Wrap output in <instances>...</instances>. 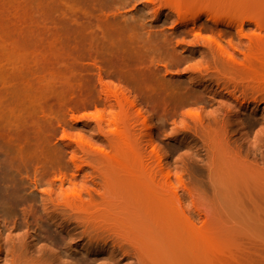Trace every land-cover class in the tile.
<instances>
[{"label": "rangeland", "instance_id": "obj_1", "mask_svg": "<svg viewBox=\"0 0 264 264\" xmlns=\"http://www.w3.org/2000/svg\"><path fill=\"white\" fill-rule=\"evenodd\" d=\"M113 1L111 0L115 7V13H113H117L116 16L120 17V22L123 20L121 24H126L127 26H125L131 30L135 26V29L131 31V36L133 34L135 36V31L137 32L136 36L140 33L143 37L142 34H144L143 38L146 42L137 36L138 41L142 43L141 45L144 44L143 47L140 45L142 48L146 47L145 50H150L149 54L156 62V70H161L158 72L160 79L158 77L157 80L162 83L164 79L166 81L163 84L165 88H162L160 83L148 82V77H146L147 80L144 79V74H139L146 72L144 69V72L140 69L143 67H139L142 72L138 68H136L137 70L132 69L138 73V76L134 75V79L130 77L131 79L127 81L126 71L123 69L125 72H122L123 67L120 68V63L117 64L116 58L115 60L111 55H108L110 57L106 56L108 58L104 57V54L100 55L99 50L104 47L105 37H107V32H104L107 27L101 26L102 21L106 18L105 13L101 11L99 13V10L91 11L93 9L87 8L75 0L74 2L73 0H0V22L2 23H0V138L4 135L6 137L4 130L10 131L12 138L15 136L14 139L18 138H16L17 135L20 136L18 138L20 139L21 132L26 128L33 130L34 134V128L38 127L34 126L32 117L30 118L26 112L28 118L24 115L25 113L23 114L22 109L24 101L29 98L28 96L30 99L33 97L31 100L28 99L30 101L27 100L25 104L28 105L27 102H32V100L36 105L40 103L39 105L42 106L40 108L47 109V112L42 109L40 115L44 117L46 114H50L49 117H51L48 118L46 115L48 118L46 119L52 121V124L56 123L53 126L55 128L50 129L49 134L55 145L53 142L51 143L63 150L58 152L62 151L63 154H59L61 158H59L58 165L60 166H57L61 169L62 174L69 178L74 177V180L76 178V188L66 185L61 192L63 195L72 196L76 191L82 189L81 185L87 169L169 171L171 172L169 183L175 189L192 188L193 190L195 188L194 190L204 192L205 212L202 214V220L197 223L194 232L191 233L192 230L179 208L162 209L160 204V206L156 204V208H162L159 212L158 209L155 210L149 220L153 224L150 228L151 231L155 235L157 233L156 237L159 235L158 238L162 239H160L161 244L158 242V245H161V254L157 249L158 246L156 248L154 243L159 264H264V160L260 162L262 165L254 166L255 164L249 161V158L253 156L248 157L246 152H243L245 154L242 153L239 157L246 160L244 163L247 161L252 163V165L249 164L251 167L247 163L250 168L241 169L243 161L241 160L240 164L238 160L241 165L239 167L236 166L235 160L236 164L234 165L240 169H234L233 165L231 167L233 169H229L228 163L224 164L227 156L219 152V154L216 153V156L211 153V156H208L205 133L215 129L211 114L217 107L222 106V103H220L221 99L214 98L193 82V79L196 78L195 74L207 66L196 42H207L209 38H215L223 47L231 51L242 50L246 55V57L243 55L241 57L243 63L249 58L256 60L259 65L260 82L264 84L262 78L264 76V60L262 56L251 54L248 50L249 45L244 44V40L248 38L254 39V41L257 38L258 32L255 34V25H246L243 35L237 30L220 26L215 33H203V38H201L193 24L181 27L177 16L174 21L169 22L165 20V16L157 18L155 11L159 8L149 9L152 5L148 0H116V3ZM233 1L236 3H232ZM219 4L218 15L225 19H229V15H234L239 11L243 22H248L250 18L255 17L261 18L264 22V8H251L249 1L221 0ZM233 6H237L238 9L234 10ZM83 7L85 9H82ZM201 7L202 5L194 7L193 10L186 12V15L191 18ZM117 8H119V12H122V17L121 13L117 12ZM66 18L67 20H64ZM206 20H208V16H203L201 24ZM133 24L134 26H132ZM138 24L142 25L143 30ZM101 28L105 37H103ZM80 33L81 35H79ZM147 33L153 34L154 37L161 33L160 38H162L159 40V44L155 45L156 47L154 44L157 43L152 42L153 48H151V44L148 45L153 36H149ZM164 35L166 36L163 37ZM147 38H150V41ZM92 45L94 46L92 47ZM255 45H258L257 42ZM94 49H97V52ZM152 51H155V55ZM119 60L122 61L118 59V62ZM141 75L144 77L141 78ZM132 79L135 84L140 83L137 89L135 88L137 85L133 86ZM154 83L157 84V87ZM142 88L145 89L148 97L153 99L148 101V98L145 102L147 95ZM142 93L145 94H143L144 98ZM59 94H61V98ZM237 96L241 100L243 99L242 95L238 94ZM20 98L25 99L23 101ZM116 99L120 101L118 102ZM19 100L23 101L21 102L23 104ZM207 102L212 105L210 104V106ZM131 103H136L137 108L143 110L144 119L150 122V124L148 122V126L150 125L149 127L153 131L157 157L163 161L164 169L159 166L157 157L156 159L154 157V164L151 163L152 161L148 162L146 154L150 155L152 149L144 146L145 142L143 144L138 142L139 146L142 145L141 148L144 147L143 151L136 146L137 141L143 137L140 134L145 133L146 130L143 133L139 130L144 120L138 118L139 122H137L136 117L138 116H133ZM134 112L136 114L137 111ZM222 112L226 113V110L224 109ZM241 115L243 119L248 118L252 122L250 126L252 129L249 128L247 131H251L252 139L257 135L255 141L253 140L254 143L256 140L264 143V105L257 112H253L251 108L245 109ZM199 118L202 121H199ZM231 121L228 122V126L229 123L231 125ZM102 124L105 128L103 131L100 130ZM230 127L235 131L237 124ZM235 132H233L235 135L231 133V136L235 137L234 140L240 137L238 132ZM114 136L125 137L127 140L119 145L112 141ZM33 142L34 145L39 144L40 146V143ZM71 143L75 144L77 148L79 146L82 148L79 147L78 152H75V149L72 151L73 149L69 148ZM260 144L259 142L256 145ZM34 145L28 146L31 149H28L27 156H24L27 163L31 162L26 163L29 167L33 166L34 160L37 158L38 146ZM84 148L87 151L81 150ZM75 156L76 159L73 161ZM94 156H99L101 160L96 161L97 158L95 159ZM241 157L240 159H242ZM235 158L238 159V156ZM252 159L250 160L254 161ZM31 160L34 161L33 164ZM211 163H214L216 169H214V165L213 167L209 166ZM229 164L231 166L232 163L229 162ZM205 165L209 166V169ZM47 188V186H43L39 192L36 190L34 192L40 196V192L44 193L46 190H50ZM110 191L111 189H108L103 193ZM188 204L191 206L190 203ZM40 211L38 215H42L43 212L40 214ZM3 215L4 212L0 208L1 223L4 222ZM47 221L49 222V220ZM51 226L55 230L52 223ZM35 229L36 227L33 226L32 231L34 232ZM26 231L27 229L24 228L19 231V234H24ZM58 236L62 240L63 251L67 252L66 254L69 252L76 262L75 264H108L107 255L97 253L95 245L86 249L84 248L86 242L80 241L81 238L77 235L74 240L66 238V233ZM181 247L186 248L184 255L187 254V256L182 254L186 258L179 257L181 255L179 252H182ZM178 248H181L179 252ZM172 250H176L179 255Z\"/></svg>", "mask_w": 264, "mask_h": 264}, {"label": "bare ground", "instance_id": "obj_2", "mask_svg": "<svg viewBox=\"0 0 264 264\" xmlns=\"http://www.w3.org/2000/svg\"><path fill=\"white\" fill-rule=\"evenodd\" d=\"M75 1H78L79 3H81V5H84L87 8L93 9L91 11L99 10V13L100 11L105 13L104 15L106 18L103 17L105 19L102 21L103 24H101V26L103 25V28L104 26L107 27L106 31H104L107 32V37H105L101 28V32L104 35L103 37H105L104 47L102 49L100 48L99 50L101 56L102 54H104V57L111 55L112 57H114V59L116 58L117 64L120 63V68L123 67L121 70L124 69L126 71L125 72L123 70L122 72H125L129 77H127V81L131 78L134 79V75L138 76V73L136 72V74L134 72V70H137L136 68H138V70L142 69L143 71L144 69V71H146H143L144 73H139L144 74L145 76L144 77L141 75V78L144 77V79H146V77H148V80H146L148 82L152 81V84L153 82L160 83V81L157 79L159 77L158 72H160L161 70H156V62H154L152 58L153 56L149 54L150 50H145V46V49L142 48L144 44L141 45L142 43L138 41L139 38L137 36L141 37L140 33H138L139 35L136 36L137 32L135 31L136 37L133 36L134 34L131 36V31L135 29V23L132 25L134 26V29L132 30L126 27V24V26L121 24L123 20L120 22V17L118 18V16H116L117 13L114 14L115 7L113 5L114 3H112L111 0ZM114 1L116 3V0ZM156 1L157 0H148V2L152 5V7H149V9L156 10V7L159 8L155 11V16H157V18L165 16V20L169 22L174 21L175 17L177 16L179 25H181V27L193 24L195 26V29L198 30V36L201 38H203V33H215L220 26L232 30H237L240 34L243 35L245 32L246 25H255V34H257L258 32L257 38L255 39V41L254 39L248 38L247 40H244V44L249 45L248 50L251 54H254L256 56H262L264 60V22L261 18H250L248 22H243L241 17L239 16V11H237L234 13V15H229V19H225L218 15V5H220L219 2H221V0H158V4L156 3ZM245 1H249L251 3V8H264V0ZM232 3L236 2L233 1ZM76 5L78 4L76 3ZM200 5H202L200 10L197 11L196 14L193 15L191 18L186 15V12L193 10L194 7ZM82 9L85 8L83 7ZM117 9V12H119V8ZM233 9L237 10L238 8L237 6H233ZM35 13L38 14V12L36 11ZM119 13H121L120 16L122 17V12ZM203 16H208V20H206L205 23L201 24L200 21L202 20ZM100 19L102 20V18ZM64 20H67V18ZM140 25L141 24H138V26ZM129 26L132 27L131 25ZM143 27L145 26L143 25ZM141 29L143 30L142 25ZM160 34L156 35L155 37L153 36V34H150L151 36H153L152 39H150L151 37L149 38L151 41L147 38V40L150 41L148 45L151 44V48H153L152 42L157 43L154 44V46L159 44V40L162 38H160ZM79 35H81V33ZM142 35L144 37V34ZM165 36L166 35H164L163 37ZM143 37H141V39L146 42ZM97 42L99 43V41ZM256 42L258 44L257 46L255 45ZM196 44L200 47L202 55L204 56V59L206 61L205 65L207 66L205 69L203 68L204 70H199V72L195 74L196 78L193 79V82L195 85L201 86L204 91H206V93L208 92L214 98L221 99L220 103H222V106L218 105L219 108L217 107V109H215L211 114V116L213 117L211 119L214 125L216 126L215 129L205 133L206 139H204L206 143L205 146L207 147L206 150L207 152H209L208 156H211L213 154L216 156L217 154L222 153V155L229 157V159H227L226 157V159L224 160L225 165H227L228 163L229 169L232 167V165L233 167H235L234 169H240L239 167L241 165L244 166V164H246V166L244 167L241 166V169H245L248 166L251 167L252 163H249L247 161V166V163H244L246 162V160L244 161L241 156L240 157L242 159H240L239 155H241L243 152H246V155L248 157L250 155L254 157L249 158V161L255 164L254 166H259L260 164L262 165V163L260 162L264 160V143L259 140H256V143H254V139L257 138V135L254 139H252L251 131H247L249 130V128H251L250 126L252 122L248 118L243 119L242 115L244 113L241 115L242 111L245 109L251 108L253 112H257L261 109L262 105H264V84L260 82L261 76L258 75L260 74L259 65L257 64L256 60H253L251 58H249L246 62L243 63L241 57L242 55L246 57V55L243 53L242 50L239 49L231 51L223 47V45L215 38H209L207 42L197 41ZM93 46L94 45H92V47ZM148 47L150 48V46ZM96 50L95 52H97ZM158 50L155 51L158 52ZM154 52L153 55H155ZM112 57L110 58L111 61L113 59ZM118 59H121L122 61L119 60L118 62ZM121 62L124 63V66L123 63L121 64ZM139 67L143 68L139 69ZM262 78L264 80V76ZM137 80L138 82H140L139 79ZM130 81L131 80H129V82ZM164 81L165 80L163 79L162 83H160V85L163 86L162 88H165L163 85ZM138 82L137 84H135L133 81V86L137 85L135 87L136 89L138 88V84L140 85V83ZM45 89H47V87ZM139 90L136 91L140 92L141 90ZM35 91L37 90L35 89ZM27 92L25 93L26 95ZM56 92V96L58 97L57 89ZM143 94L144 93H142V97L144 98L145 96H143ZM145 94L147 95V92H145ZM238 94L242 95V100L240 99V97L237 96ZM59 95L61 98V94ZM149 96L151 95L149 94ZM24 97L26 96L24 95ZM28 97L29 98H27V100L30 99V96ZM24 99L21 100L24 101ZM145 99V102H147V100L150 101L153 98L150 99V97H148L147 95V98ZM27 100L24 101V106L22 108L24 111L23 114L26 112L30 116V118L32 117L31 119L33 120L32 122H34V126L36 125L38 127L37 129L34 128V134L33 130L31 131L27 128H24L25 130L23 131L22 128L23 132H21V138L18 139L20 136H16V138L18 137L17 141V139H14L15 136L12 138V136L10 135V131L7 132L8 130H4L6 137L5 135H2L3 137L0 138V208H2V211L4 212V222H0V264H75L76 262H74L69 252L68 255L66 254L67 252L63 251L62 240L58 235L64 233H66V238L70 240H74V237L76 235L80 237V241L86 242L84 244V248L86 249H90V246L95 245L97 247V253L107 255L108 264H159V258L155 254L154 250V243L156 248L158 246L157 249L161 254V245L158 244H161L162 239L160 237L158 238L159 235L156 237L157 233L155 235L151 231L152 229L150 228L153 226V224L149 220V218L151 214L155 213V210L158 209L159 212L162 207V209L166 208L168 210L179 208V210L185 217L190 227V230H192L191 233L194 232L197 223L202 220V214L205 212L204 192L198 191L197 189L194 190L195 188L193 190L192 188L175 189L169 183V179L171 177V172L169 171L165 172V170L158 169H145L142 171L133 169H87V173L82 181V189L76 191V193L73 194L74 196H67L65 194L63 195V193L61 192H63L62 189L65 188L66 185H69V187L70 185L72 187L75 186L76 188V178L74 180V177L69 178L67 177V175L62 174L61 169H59L58 167L60 166L58 165L59 158H61L59 157V154H63L61 153L63 150L60 149L59 146H54V140L50 137L49 134L50 129L55 128L53 126L56 123L53 122L54 124H52V121L47 120L51 117H49V113V115L46 114L48 118L46 115L44 117L40 115L42 111L45 110V108H40V103L38 104V106L34 104L35 102L32 100V102H27L28 105H26L25 102ZM23 101H20V103ZM111 102L112 101H110V103ZM121 103L119 104L121 105ZM207 103L209 104V102ZM137 107L138 106H136V103H131V111L133 112V116H138L136 117L138 120L137 122H139V119L144 120L142 121V124L144 126H138L140 128L138 129L142 133L144 130L146 131H144L145 133L140 134L143 135V137H141V139L137 141L136 146L138 148H141V144L145 142L144 146L146 145L148 146V148L152 149V154L150 153V155L148 154V156L146 154V158L148 159V162L152 161L151 163L154 164V157L156 159L158 155L156 152L157 148H155L156 145L153 141V131L151 130L152 128L149 127L150 125L148 126L149 121H147V119H144V114L142 112L143 110H140ZM222 108L226 110V113L222 112V110H224ZM134 111H137L136 114ZM26 113L24 115L27 116ZM29 116H27V118ZM229 119L232 120H230L231 125L234 126L237 124V129H235V131L238 132V135L240 137L236 140H234L235 137L231 136L235 131H233V128L230 127V123L228 126V122H230ZM198 120L200 121L201 118H199ZM143 127H145L146 129H141ZM53 130L55 131L56 129ZM100 130H105L103 124L101 125ZM139 130L138 132H140ZM18 134H20L19 131ZM124 138H122L121 136H114L112 138V141L120 145L124 143V140H127V138ZM258 138L260 137L258 136ZM33 141H35V143H40V146L37 143V145H34ZM139 141L141 143H139L141 146L138 145ZM51 142H53L54 145ZM259 142L261 144L256 145ZM29 145H34L36 147L38 146L37 158L36 160L33 159L35 163L33 164L34 161L31 160L33 164L32 167H29V165H27L31 162L28 161L29 163H27L26 159L24 158L25 155L27 156L28 149H31L28 148ZM74 145L75 144L69 146V148L71 147V149H73L72 151H74L75 149V152H78L79 149L82 148L80 146V148H77L76 145ZM141 149L140 150L143 151L144 147ZM59 150L62 151L58 153ZM81 150L85 151L86 149L84 148ZM234 152H236V155L234 154ZM244 154L245 153H243V155ZM94 155L96 156V154ZM95 156L94 158H97L96 161L101 160L99 156ZM234 156H238V159H236ZM75 159L76 156L74 157L73 161ZM250 159L254 161H251ZM157 160H159V166L161 167V169H164L163 161L159 157H157ZM233 160L234 162H232ZM238 160L239 162L242 160L243 164H241L242 162H240V165ZM229 162L232 163L231 166ZM234 164H236V166H240L236 167ZM213 165L214 163L209 164L210 167H213ZM209 166H206L208 167L207 169H209ZM250 167L246 169H249ZM214 169H216L215 165ZM124 177L126 178L122 179ZM43 186H47L50 190H46V192L44 193L40 192L41 194L39 193L40 196L38 195V197L37 193L35 194L34 191L36 190V192H39V189H42ZM108 189H111L109 193H103ZM43 190L45 191V188ZM188 203H190L191 206ZM156 204H160L162 207L156 208ZM39 211L40 214L41 212H43L42 215H38ZM47 220H49L50 224ZM20 222L22 224H19ZM51 223L53 224L55 230H53ZM33 226L36 227L34 232L32 231ZM24 228H26L27 231L24 234H19V231ZM151 233L153 234L152 236L150 235ZM181 248H178V252L180 250L182 251L179 252L181 253V255H179L176 250L172 251H175L176 254L178 253L177 255L182 258L184 256H187V254L184 255V253L186 248L188 250V247H186L185 249L183 247ZM182 254L184 256H182ZM177 255L175 256L177 257Z\"/></svg>", "mask_w": 264, "mask_h": 264}]
</instances>
